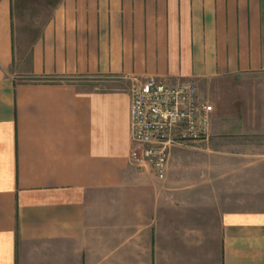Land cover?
Returning <instances> with one entry per match:
<instances>
[{"label": "crops", "instance_id": "crops-1", "mask_svg": "<svg viewBox=\"0 0 264 264\" xmlns=\"http://www.w3.org/2000/svg\"><path fill=\"white\" fill-rule=\"evenodd\" d=\"M131 76L192 78L214 106L164 179L131 159ZM224 84L263 138L264 0H0V264H264L242 158L263 152L223 144Z\"/></svg>", "mask_w": 264, "mask_h": 264}, {"label": "built area", "instance_id": "built-area-1", "mask_svg": "<svg viewBox=\"0 0 264 264\" xmlns=\"http://www.w3.org/2000/svg\"><path fill=\"white\" fill-rule=\"evenodd\" d=\"M128 79L132 162L164 179L174 148L195 147L208 139L214 106L192 78Z\"/></svg>", "mask_w": 264, "mask_h": 264}, {"label": "rangeland", "instance_id": "rangeland-1", "mask_svg": "<svg viewBox=\"0 0 264 264\" xmlns=\"http://www.w3.org/2000/svg\"><path fill=\"white\" fill-rule=\"evenodd\" d=\"M82 82L85 85H88L89 87H100V88L101 87H105L106 85L108 86V84H110V83L104 82L102 80V78H93V77L83 78L82 79ZM239 82L240 81H236V82H234V84H229V86L232 85L235 88L233 93H235V90H237V87L239 86ZM218 87L219 88L214 93H215V95L217 93V96L220 97L219 99L224 98L225 99V104H222L221 103L220 106L217 107V110L219 108V111L221 113H225V115H223V116L227 120L228 124H230L227 129H223V131L228 130L227 132H225L227 134L225 136H227V137L222 139L224 141L223 144H225V142L227 144V141H235V142L238 141V142H242L243 140H247L248 146H255L256 148H259L260 151L263 152L262 154H259V155H250V156H247V157H245V156L242 157L240 155H236V156L237 157H240V158L241 157L242 158H250V160H252V161H258V162L261 163L262 168L259 170V173H260V188H261V191L263 192V195H264V137L263 138H261V137L260 138L259 137L258 138H251L250 137L249 138L248 137L247 139L241 138V133H240V130L241 129L238 128V126L234 122V121L237 120V118H241V115H242V111H241L242 105H241V102H239V100H237L236 97H234V99H228L227 98V96L230 93L229 92L230 90L227 89L228 84H224V85L218 86ZM258 87L261 89L263 87V84H258ZM259 92L260 93L261 92L264 93V90L259 91ZM210 98L212 99L211 96H210ZM224 99H222V100H224ZM261 110H262V114H264V100H263V104H262ZM257 112H259V108L257 109ZM217 126L221 128V124L220 125H217ZM222 136H224V135H222ZM210 144L211 143H209V145ZM197 145L198 146H201V145L203 146L204 143L201 142V143H199ZM212 145H215V144H212ZM230 156H232V155H230ZM170 162H171V160H170Z\"/></svg>", "mask_w": 264, "mask_h": 264}]
</instances>
